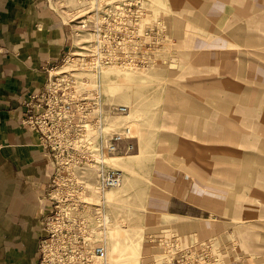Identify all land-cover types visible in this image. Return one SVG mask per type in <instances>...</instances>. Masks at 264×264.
Segmentation results:
<instances>
[{"label":"rangeland","instance_id":"374dc122","mask_svg":"<svg viewBox=\"0 0 264 264\" xmlns=\"http://www.w3.org/2000/svg\"><path fill=\"white\" fill-rule=\"evenodd\" d=\"M55 1L74 35L58 66L81 92L98 86L105 110L127 106L108 120L134 135L106 160L119 185L92 194L109 264H264V0ZM181 193L185 217L167 215Z\"/></svg>","mask_w":264,"mask_h":264},{"label":"built area","instance_id":"2783aa9c","mask_svg":"<svg viewBox=\"0 0 264 264\" xmlns=\"http://www.w3.org/2000/svg\"><path fill=\"white\" fill-rule=\"evenodd\" d=\"M47 72L44 86L23 99L21 122L39 134V144L53 164L51 207L44 217L47 234L40 242L39 264H109L110 218L105 200L95 203L92 194L104 196L121 182V172L106 160L132 149L134 135L128 125L113 130L108 117L124 116L128 107L112 104L105 110L101 89L81 92L71 69L55 66ZM91 167L96 169V189L85 173ZM173 242L172 234L157 242L171 263L178 253L168 250Z\"/></svg>","mask_w":264,"mask_h":264},{"label":"crops","instance_id":"0c3cea01","mask_svg":"<svg viewBox=\"0 0 264 264\" xmlns=\"http://www.w3.org/2000/svg\"><path fill=\"white\" fill-rule=\"evenodd\" d=\"M73 37L55 0H0V264H39L53 164L21 123L23 99L44 86ZM185 204L171 195L164 210L185 217Z\"/></svg>","mask_w":264,"mask_h":264},{"label":"bare ground","instance_id":"6f19581e","mask_svg":"<svg viewBox=\"0 0 264 264\" xmlns=\"http://www.w3.org/2000/svg\"><path fill=\"white\" fill-rule=\"evenodd\" d=\"M107 69H110V68H106V69H104V71H103V73L107 70ZM244 143H246V142H244ZM234 160V159H233ZM219 162H221V161H219ZM220 164H226V165H229V164H231V165H234L230 160H227L226 162H221ZM242 168H243V166H242ZM223 170V169H222ZM230 171V170H229ZM233 172V171H232ZM235 172V171H234ZM239 174H240V172H239ZM242 175V174H241ZM92 182V181H91ZM92 188L94 189V187H95V189H96V182L94 181V182H92ZM231 195H232V197H235V200H237V201H243V202H246V200H248L247 198H246V196H244V195H242V194H238V192H236V193H233V192H231ZM107 196V195H106ZM236 201V202H237ZM113 251H114V254H115V256L117 255V254H119L118 253V251H119V249H118V244H115L113 247Z\"/></svg>","mask_w":264,"mask_h":264}]
</instances>
